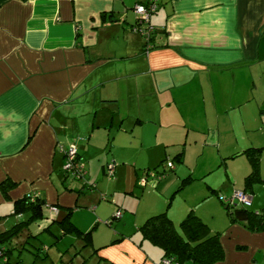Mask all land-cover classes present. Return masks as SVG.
I'll use <instances>...</instances> for the list:
<instances>
[{
    "label": "crops",
    "instance_id": "crops-1",
    "mask_svg": "<svg viewBox=\"0 0 264 264\" xmlns=\"http://www.w3.org/2000/svg\"><path fill=\"white\" fill-rule=\"evenodd\" d=\"M148 1L0 0V184L8 179L15 185L5 191L0 187V208L8 202L13 209L16 200L38 193L47 205L58 207L53 219L52 213L43 211L45 223L68 216L79 233L72 235L85 245L82 235L90 233L96 264H159L162 250L143 239L139 227L150 217L165 214L181 233V222L192 212L211 234H220L224 258L217 264H264V230L253 231L246 221L230 222L219 198L244 190L248 160L232 156L256 146L219 156L218 168L227 167L226 159L239 157L248 164L233 171L224 168L227 183L222 177L223 183L210 184L206 176L214 168L204 172L210 216L188 204L184 210L168 211L176 193L193 182L192 176L174 192L172 185H159L143 208L124 213L107 198L98 201L96 192L84 194L85 186L72 188L63 181L60 185L63 151L69 145L76 146L86 163V179L103 180L100 176L110 157L95 152V142L102 136L103 142L107 130V145L115 122L120 129L126 123L124 132L130 133L145 121L157 123L154 146L182 144L172 157L180 165L192 135L201 138L204 149L218 150L220 135L241 128L255 133L259 124L264 126L263 109L242 111L249 98L233 99L237 84L248 80L255 89L264 83V0H156L149 20L151 47L146 51L145 37L132 27L137 23L134 6ZM134 98L139 102L135 112L130 108ZM208 101L213 103L210 111ZM218 105L223 110L218 111ZM155 107L171 109L181 124L176 118L162 123V112ZM142 139L140 147L145 150ZM114 150L113 146L109 151L112 158L122 163L114 171L116 182H122L127 195L137 196L136 173L130 167L137 164H128ZM179 153L183 156L177 161ZM251 195L249 210L264 220V184H254ZM140 196L142 201L148 197L144 192ZM115 211H121L118 220ZM1 215L0 209V219Z\"/></svg>",
    "mask_w": 264,
    "mask_h": 264
},
{
    "label": "rangeland",
    "instance_id": "rangeland-1",
    "mask_svg": "<svg viewBox=\"0 0 264 264\" xmlns=\"http://www.w3.org/2000/svg\"><path fill=\"white\" fill-rule=\"evenodd\" d=\"M234 93V100L237 97L242 100H247L248 98L250 100L248 104L244 106L242 111H250V109H253L254 112L258 111L259 109L264 110V83L262 85L257 84L254 89L252 85H249L248 80H246L243 85L237 84L235 86ZM220 97L221 94L219 95V98ZM137 100L136 98L132 99L130 104V108L134 112L139 110V107H136L137 104H139ZM149 106L151 107V105ZM212 107L213 103L208 101L209 111ZM144 108H146V106L142 105V112L146 110ZM220 110L223 109L221 105H218V111ZM154 111L162 112L161 120L164 124L172 122L173 118H176L177 123L181 124L179 118L174 116V113L172 115L171 109L163 110L159 107H155ZM259 112L261 113V111ZM143 116H145V114ZM262 116L263 115L260 114V118H262ZM119 127V122H115L113 128L110 129V140H108L107 145H105L107 130H104L105 135L103 142V136L101 138H96L97 143H102H100L101 147H99L100 144L95 142V146L97 147L95 152H100L99 155L101 157L106 156L104 153L106 152L110 157L109 161L105 163L104 175L100 176V178L103 180H100V183L99 181L92 182L86 179L87 166L83 161L86 172L84 177L81 179H75L71 175H68L65 178L62 166L60 171V175L62 177L60 178V185L62 186L61 181H63L64 186H71L72 188L73 185L78 186L79 189L85 186L83 188L85 190L84 194L88 195L96 192L99 195L98 201L100 199L102 201L107 198L106 201L115 204L117 207L120 206L123 213L124 210L129 208H143L147 204L146 201L149 202L154 198V196H148V194L153 192L154 188L158 187L159 185L160 188H162V185L164 184L165 186L172 185L174 188L172 192H174L184 178L187 176H192L193 182L189 183L183 188V190L176 193L168 211L170 213L171 211L184 210V207H186L188 204L190 206H194L197 213L202 214V216H208L210 214V200H208L209 197L205 199V196L207 195L206 185H209V183L214 185L221 184L223 183L222 177L225 178V167L222 166L218 168V163L220 162L219 156L221 154H230L241 151L243 148L251 145L262 148V154L264 155V126L262 124H259L258 131L255 133L246 132L241 128L236 132L228 131L226 134L220 135L218 150L215 146H211L213 147L212 149H204L201 138L197 135H192L190 142L185 146V162L181 165L172 161V157L184 147L182 144L180 146L169 145L161 148L154 146V138L159 132L157 123H149L145 121V123L142 125L137 126L136 130H134L132 133H130V131L124 132V129H126V123L122 126V129ZM100 131H102V129H100ZM141 137H143L145 141V150L140 147ZM132 142L133 144H131ZM113 146L115 147L114 152L122 153L123 158H125V161L128 164H137L136 167H134V165H130L131 169L136 173L137 196L127 195L123 188L122 182H116L117 176H115L114 171L116 167L117 169L121 167L122 163L121 161L113 159L111 153H109ZM149 146L153 147L151 148ZM148 155H151L150 158H148ZM164 158L166 159L163 165H159L161 159ZM168 162L173 164L174 170L173 168L172 170L168 168ZM225 162L227 165L225 170H229V168H231L233 171V167H237L238 169L242 165L245 167L248 166L245 158L241 157L235 158L233 160L226 159ZM147 166L149 170L144 171ZM155 166L157 167V172H155V169L153 170ZM111 167L113 168V171H111ZM211 168H214L213 171L210 173V175L206 176L209 178L208 183L207 181L203 180V174L209 169L212 170ZM99 169L100 168L98 167V176L100 174ZM93 170L95 174L96 171L95 169ZM88 173L89 175L91 174V179L95 180V176H93L90 171H88ZM146 173L149 174L146 175ZM142 180H146V187H144V189H142L143 185L140 184ZM224 182L227 183L226 178ZM88 184H93L94 188L89 189L87 186ZM143 192L144 196H148L144 201H142L144 198L140 196ZM165 206L166 203L164 208ZM10 207L11 203L7 202V204H3L0 208L2 214L1 216L3 217L0 219V233L11 229L19 222L27 221L29 217V212L27 211L15 215L14 208L11 209ZM46 209L48 210V207H43V211ZM49 212L52 213L51 211ZM118 212L121 213V211H117V213ZM115 213L116 211L114 214ZM56 216L57 213H53L52 219ZM115 216L114 220H118L121 217V215L119 217ZM43 220L44 219L34 221L28 226L21 225V228L16 235L12 236V238L7 241V243L5 242L0 244V251H4V255L0 257V264H96V260L94 261L96 257L91 255L94 254V246H92V242L86 243L85 245L83 241L80 242L76 236L72 235L73 233L62 235L61 229L59 228L57 222L58 220L54 222L52 220L53 223L51 222L50 225H48L49 223H45ZM110 221L112 222V220H109L108 222ZM116 223L114 225H116Z\"/></svg>",
    "mask_w": 264,
    "mask_h": 264
},
{
    "label": "trees",
    "instance_id": "trees-1",
    "mask_svg": "<svg viewBox=\"0 0 264 264\" xmlns=\"http://www.w3.org/2000/svg\"><path fill=\"white\" fill-rule=\"evenodd\" d=\"M136 26V25H135ZM132 27L133 28L135 27ZM150 44V38L146 40ZM261 148L251 147L244 150L241 154H236L232 158L239 155H244L250 166V173L245 177L244 190L251 194L252 186L256 183L264 184V176L260 175V156ZM183 154L179 153L175 159L181 160ZM79 157V155H78ZM81 160V158L79 157ZM83 163V161H82ZM85 169V167H84ZM149 173H146L148 175ZM4 180L0 187L5 191V187L12 188L13 183ZM89 189H93V184L87 185ZM7 194V192H6ZM24 196L14 202L13 208L15 215L22 212H29L27 221L19 222L11 229L0 233V244L7 243L12 236L16 235L21 228V225L28 226L30 223L44 219L43 207L46 206L39 195L35 201H30V196ZM222 202L221 196L219 197ZM227 215L230 222H247L248 227L253 231L264 230V220L259 214H254L249 208L237 205L235 207H226ZM54 222V221H53ZM52 222V223H53ZM62 235L75 232L79 234L66 216L61 221H57ZM139 231L143 239L151 242L159 247L163 252V258H174L180 263L190 264H217L224 258L223 248L220 243V234H211L208 227L196 216L194 213H189L180 224V231L178 233L172 221L165 215L159 214L152 216L139 227ZM90 233L82 235V238L88 243ZM4 252V251H3ZM2 252V256L4 255Z\"/></svg>",
    "mask_w": 264,
    "mask_h": 264
},
{
    "label": "built area",
    "instance_id": "built-area-1",
    "mask_svg": "<svg viewBox=\"0 0 264 264\" xmlns=\"http://www.w3.org/2000/svg\"><path fill=\"white\" fill-rule=\"evenodd\" d=\"M157 8L156 0H149L145 5L136 4L134 6V13L137 16V23L136 26L133 28V31H136L142 34L145 39L148 41L150 35L152 33V27L149 26V20L152 14L155 13ZM141 25H148L146 28H141ZM150 44L148 43L146 46V51L150 49ZM64 152V164H63V171L67 175H71L75 179H81L85 175L84 165L78 157V152L75 145H69V147L63 151ZM168 168L172 170L173 164L168 162ZM111 171L113 168L111 167ZM141 185L146 184V180H142ZM38 193H33L30 196V201L33 202L38 197ZM222 203L226 205V207H235L237 205L250 208L252 205V195L245 191H235L232 196L230 197H223L221 196ZM48 207V210L53 213H57V207L52 205H46L45 208ZM121 215L120 212L116 214L115 217H119ZM110 223V222H109ZM2 252L0 251V257H2ZM159 264H190V263H180L174 258L165 257L163 258Z\"/></svg>",
    "mask_w": 264,
    "mask_h": 264
}]
</instances>
